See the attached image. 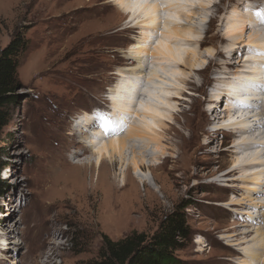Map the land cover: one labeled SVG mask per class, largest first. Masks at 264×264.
Masks as SVG:
<instances>
[{
  "label": "rangeland",
  "instance_id": "374dc122",
  "mask_svg": "<svg viewBox=\"0 0 264 264\" xmlns=\"http://www.w3.org/2000/svg\"><path fill=\"white\" fill-rule=\"evenodd\" d=\"M200 2L207 5L205 0ZM115 4L112 0H0V47L19 29L29 42L19 61L18 103L12 107L11 120L0 137L4 164L0 171V264H89L97 258L101 234L113 241L134 232L150 235L166 215L187 204L183 212L190 236L176 252L182 264H264V249L255 248L262 234L264 238V216L254 220L258 210L252 206L264 203V192L253 193V184L244 179L253 171L228 175L232 162L243 161L248 153L242 156L232 152L233 138L227 137L226 131L212 133L235 121L209 125L206 117L212 119V104L203 103L206 96L217 95L221 111L229 106L227 96L219 94L218 88L233 93L231 86H225V79L216 82L215 78L229 76L230 83L234 82L233 76L241 74L252 58L245 51L235 50L227 60L219 57L218 63L226 61L228 65L209 69L204 79L196 70L206 67V52L213 48L205 45L199 50L196 45L182 42L179 49L195 50L198 64L194 70L179 69L181 72L168 77L169 83L165 84L171 91L168 96L174 109L162 110L165 122H155V131L162 137L157 151L163 156L149 159L150 170L141 171L146 180L160 188L155 200L131 202L122 194L129 192L128 188L113 196L104 167L99 184L105 187L92 194L74 188L78 172L74 166L84 162L90 153H73L86 138H92L94 128L107 118L110 121L113 106L109 92L121 81L118 75L139 66L133 60L137 58V44L145 46L141 57L146 56L149 47L152 51V42L165 39L157 32L150 46L144 44L141 34H136L139 30L124 29L129 17L117 13ZM234 9H229L228 16ZM225 11H221L220 19ZM212 14L214 10L210 8L193 18H175L187 28L199 26L203 37ZM220 25L216 22L207 36L218 30L222 34L224 27ZM149 57H144L147 64L141 65L145 68L139 79L143 90L151 71L162 75L159 63L175 69L172 64L165 65L168 62L163 58ZM125 77L135 81L133 76ZM189 77L194 85L182 83L181 79ZM175 93L180 96L175 97ZM174 113L178 114L175 120ZM142 118L131 116L129 125L139 126ZM260 118L264 129V117ZM88 120H96L99 125L84 127L85 131H78L74 137L76 126ZM170 127L180 135L168 131ZM207 131L210 135L205 134ZM255 138L264 143V131L257 132ZM259 151L264 153V145ZM164 156L168 158L164 160ZM68 162L71 165L67 166ZM259 211L264 215V209ZM129 220L133 223L127 224ZM246 249L256 252V259L246 256Z\"/></svg>",
  "mask_w": 264,
  "mask_h": 264
},
{
  "label": "bare ground",
  "instance_id": "6f19581e",
  "mask_svg": "<svg viewBox=\"0 0 264 264\" xmlns=\"http://www.w3.org/2000/svg\"><path fill=\"white\" fill-rule=\"evenodd\" d=\"M112 1L116 3L117 13L121 16L127 15L129 17V22L124 29L130 31L134 29L139 30L136 34H141L140 38L143 39L142 42L144 44L148 43L150 46V42L157 32H161L160 35H163L165 39L162 37L160 41L156 43L152 42V51H150L151 47H149L146 51V56L141 57V53L145 51V46L143 48V46L137 44L135 50L137 58L132 59L139 66L136 67L137 69L131 70V72H119L120 75L118 77L122 79L109 92V99L113 106L109 114L110 121L107 118L108 120L106 119L102 125L100 123L101 126L94 128L92 138H86L83 141L85 142L84 145L77 146L73 153L74 156L90 153V157L85 158L84 162L80 164L76 163L74 166L77 169L76 172L78 171L75 175L74 188H77L83 194H92L99 188L105 187L99 184L101 169L104 167L107 170L106 181L109 183L107 187H109L108 189L113 196L128 188L129 192L122 194L126 195V198L131 202L132 200L144 198H147L149 201L156 199V193L160 192V188L155 183L146 180L141 171L143 169L150 170L151 166L147 165L149 164V159L155 160L159 155L163 156L161 151H157L161 145L162 137L160 136L161 134L155 131L157 127L155 122L159 121L160 124L165 122V115L162 110L165 108L174 109L168 96L172 95L171 91H168L170 89H167L166 86L168 85H165L169 83L167 78L177 73V71L179 72V69L182 68H192L194 70V67L198 64L195 50H180L181 44L184 42L196 45L199 50H202V47L205 45H209L211 50L213 48L212 52H206L209 55L206 67L196 70V74L204 79H206L209 69H219L221 66L228 65L226 61L223 65L218 63L219 57L222 59L225 57L227 60V58L235 53V50L238 53L245 51L246 55L252 56L251 59L247 60L248 63L246 64L248 66L245 67L247 70L244 69L238 76H233L234 82L230 83L232 78L229 76L215 78L216 82L225 79L227 81L225 86H231L233 93L222 88L216 89L219 94L222 93V95L227 96L225 100H227L226 102H228L230 107L228 106L221 111L220 107H218L221 101L219 102L217 95H208V98L206 96L203 103L212 104L210 109L212 119L206 117L209 125L212 123L218 125L220 122L229 121L230 119L235 121L229 125L219 127L212 131V133L215 134L218 130L226 131V136L233 138L232 152L242 156L243 152L248 153L246 155L248 159L244 157L246 159L243 161L235 160L232 162L233 169L230 170L228 175L245 170L253 171L247 174L244 179L246 182L253 184L251 187L253 193L260 194L264 192V153L260 154L261 151H259L264 143L260 139L255 138L257 132L264 131L261 127L260 118L264 117V38H262L264 37V0H220L218 3L212 0H205L207 5H204L200 0H198L199 4L198 2L197 4L192 3L194 0ZM248 2L251 3L250 6H245ZM210 8L214 10V14L210 16L208 21L209 28L204 32L203 37L198 32L199 26L187 28L184 23L176 22V18L180 16L193 18L195 15L209 12ZM230 8L235 9L228 16ZM222 10H226L225 16L220 19L219 15L222 14ZM205 16L207 17V14ZM218 21L221 22L220 27L222 29L224 27V32L220 29L222 34H219L218 30L213 35L207 36L211 28ZM227 46H231L232 49H226ZM220 47L222 48L219 49ZM144 57L156 58L158 60L163 58L164 61L168 62L165 65L172 64L176 70L170 69L168 66L162 67L159 63L160 69H158L162 72V75L151 71V76L146 80L148 86L143 90L139 79H141V74L145 69L141 66L142 63L147 64L143 61L145 60ZM157 61L156 63H158ZM227 74L225 73V75ZM126 75L133 76L135 81L126 79ZM241 78L244 80H240ZM190 79L191 77L184 78L181 81L183 84L194 85ZM174 96L178 97L180 94L175 93ZM163 97L164 99L166 98L165 100L169 99V101H165ZM145 98L147 99L144 100ZM140 99L143 100L141 101ZM257 108L261 109V111L258 112ZM176 112L178 113L180 110H176ZM177 113L172 115L173 120L177 118ZM133 115H136V118L143 117L142 123L139 126L134 123L129 125L132 122L129 120H131V116ZM85 120H87V117ZM97 124L99 125V123H96V120L85 121V124H80L82 126L78 124L76 126L77 129L73 131L72 135L75 137L79 134L78 131H85L84 127L91 128L90 126ZM168 131H173L174 134L180 135L179 132L174 130V127L168 128ZM121 133L122 135H120ZM205 134H209V132L207 131ZM155 147H157L156 150ZM156 151L158 152L157 154L155 153ZM167 158L165 157L164 160ZM68 165L71 164L68 162ZM139 184H142L143 195H140V191L138 190ZM252 206L258 210L257 218L255 217L254 220L263 218L264 215L259 209H264V203L258 205L256 202ZM130 222L133 223L132 220H129L127 224ZM257 244L259 245L255 247L256 249H264L263 234ZM245 251L243 253L246 256L249 255L253 260L256 259L254 258V256L257 257L256 252H250L248 249ZM249 263L251 264V262Z\"/></svg>",
  "mask_w": 264,
  "mask_h": 264
},
{
  "label": "trees",
  "instance_id": "16d2710c",
  "mask_svg": "<svg viewBox=\"0 0 264 264\" xmlns=\"http://www.w3.org/2000/svg\"><path fill=\"white\" fill-rule=\"evenodd\" d=\"M28 47V39L20 29L14 32L4 47H0V137L3 128L11 120L12 107L18 103L19 61ZM3 166L0 153V171ZM1 188L0 183V191ZM187 205H179L166 215L150 235L134 232L121 240L113 241L101 234L97 258L89 264H182L177 259L176 252L190 236L183 212Z\"/></svg>",
  "mask_w": 264,
  "mask_h": 264
}]
</instances>
